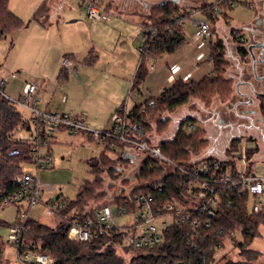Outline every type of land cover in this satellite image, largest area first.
Wrapping results in <instances>:
<instances>
[{
	"label": "trees",
	"instance_id": "16d2710c",
	"mask_svg": "<svg viewBox=\"0 0 264 264\" xmlns=\"http://www.w3.org/2000/svg\"><path fill=\"white\" fill-rule=\"evenodd\" d=\"M44 0L33 13L32 20L41 23L47 16V4ZM101 1V0H100ZM194 3L205 0H190ZM234 0H219L220 14L223 20L228 19L227 10H231ZM108 7L105 9L107 10ZM190 8H179L173 3L153 6L148 12V21L143 26L155 29L153 40L146 43L140 53V62L132 82V91L144 82L147 75V63L164 56H171L184 45V23L192 15ZM214 7H206L203 12L210 21L216 20ZM218 19V18H217ZM24 24L9 10V0H0V40L22 29ZM237 33L232 31V33ZM235 36V35H233ZM210 59L213 62L211 73L194 79H177L166 87L158 97L151 98L128 111L127 117L132 123L139 124L146 137L154 138V133L163 134L169 128V119L165 117L189 103L191 98L210 103L215 97L226 100L231 96L230 83L224 79L226 62L223 57L221 42H209ZM68 59V57H64ZM93 62V59L87 61ZM62 80L67 78L66 71L60 72ZM120 111V110H119ZM117 111V112H119ZM199 121L188 117L178 123L174 136L158 143L162 156L186 166L190 159L203 160L209 165L217 162V175L230 173L233 178L239 177L235 172V160L238 155L240 141L230 142L225 156L204 158L208 145L206 133L197 126ZM194 125L189 129L188 125ZM22 126L20 116L0 97V193L13 190V179L23 173V166L31 165L30 147L12 140L13 130ZM104 151L90 159L87 165L94 179L85 181L73 200H63L65 209L59 215V223L49 227L36 219H28L25 224L26 234L23 241L31 250H37L53 259V264H252L257 252L248 249L258 237L259 227H264V208L258 212L248 209L250 195L247 191L238 193L228 187L219 186L220 202L214 215L197 212L187 199L190 180L178 172H166L165 167L148 157L135 160L125 158L123 146L116 141H102ZM51 145L46 148L45 158H50ZM112 152L115 157L107 155ZM256 149H246V158L250 159ZM139 164L135 169L133 180L126 179V172L131 171L134 162ZM246 172L244 176H251ZM107 179V181H105ZM132 185L126 191L125 186L116 189V183ZM144 196L152 200L154 210L176 200L188 207L191 219L174 223L163 231V240L151 250H135L128 263L116 254L115 246L122 245V236L108 231L103 237L88 242H74L67 238L70 225L74 221L94 219V214L101 208L114 206L118 212L126 214L136 211V200ZM256 198V196H252ZM0 224H2L0 222ZM11 227V226H10ZM238 235V237H237ZM226 244H233L242 261L234 262L225 256L219 260L216 254ZM4 243L0 238V259L4 253ZM1 264V261H0Z\"/></svg>",
	"mask_w": 264,
	"mask_h": 264
},
{
	"label": "rangeland",
	"instance_id": "374dc122",
	"mask_svg": "<svg viewBox=\"0 0 264 264\" xmlns=\"http://www.w3.org/2000/svg\"><path fill=\"white\" fill-rule=\"evenodd\" d=\"M42 1L43 0H9V10L21 19L29 21L34 13V8H36L35 6H37L36 4H38L39 7ZM84 1L88 0H66V4L64 2L66 9H60V12L58 13L60 18L58 25L54 26V24H52L51 26L53 31H58V34L56 35H59L63 40L66 33L71 31L78 32L88 36L95 42L100 40L103 43L101 45V48H104L103 52L107 51L109 55L112 54L114 56H119V59H124L122 57L130 58L132 56L131 53L133 52V47L125 42H122V44L118 43L119 35L116 29L109 32L101 31L105 25L109 26L110 22L112 23L114 21L122 20V15L115 10H112L108 11V22L103 23L101 21H93L88 18L86 9L82 7ZM129 1L130 0H117L116 3L125 7ZM155 1L156 0H143L141 1V4L145 2L150 6V4H154ZM168 1L169 3H171V1H177L176 5L180 9L190 8L199 11L194 14L193 19L208 22L211 31V38L203 41L194 40V30L191 24L192 21L188 20L184 23V45L173 55H166L161 59V62L158 61V63L162 64L163 68L167 63L170 64V61L172 60H175L174 62H177L182 66L181 72L175 76V79L183 76L185 73L191 74L194 79L203 78L211 73L213 62L210 59V49L208 47L209 42H221L225 52L232 56L233 35L236 36L238 33H241V30L245 29L246 25L252 23L255 16L256 0H234L232 9L225 12L228 17L227 21L220 17V14H222L224 10L219 6H214L216 10L215 16L218 18L214 21H210L206 15L202 13L206 6L216 5L217 0H205L202 3H194L190 0ZM107 2L108 0H103L104 4ZM59 8H62V5ZM144 13L147 14V12ZM27 16H30V18L28 19ZM142 20V23H146L148 18ZM33 25L34 24H32L31 27H34ZM138 26L136 27L139 30L140 36L134 41V44H136V47L134 48L137 58H139L140 49L143 48L146 41L144 37V28ZM88 28H90V31ZM232 31H236L237 33H232ZM13 37L14 36H8L7 38L0 40V82L3 80L6 82V89H4L6 96L17 98L21 94L22 88L25 85V83L21 82L20 78L25 76L24 72L27 70H32V72L35 70L37 71V65L41 62V59L39 58L36 60L32 48ZM11 42H13V45ZM52 55H55L54 52ZM63 59L64 57H62L61 54L59 55L58 60L53 61L51 65H49V59L46 61V65L43 68L48 74L54 75L52 79L49 80V83L46 82L42 88L39 85L42 81L39 83L26 81V84H35V87L42 89L43 92H40L37 88L38 90L34 97L36 98L39 94L43 101H47V103L49 102L50 111L59 114L65 113L70 117H77L82 114L85 117L88 116L87 118L89 119L95 118L96 120L94 119L92 121L94 124L90 123V121L85 124H88L89 126H87L96 132L103 131L109 123L107 120L108 117L106 118L98 107L89 111H86L85 109H87L86 105H89L90 102L101 98V95H98L99 91L94 93L93 88L97 87L101 92L104 86V80L96 82L94 87L91 86L88 90L85 87L86 85H82L81 80L75 75V73H73L71 80L69 81L68 76L65 80L58 78V72L59 70H62L61 63ZM155 63L156 61H150L147 63V75L140 86L141 90L144 93H147V95H144L142 100L149 96H156L160 92L157 91V81L150 78L152 66H155ZM109 64H111V66L114 65V63ZM52 65L53 70H55L54 73L52 71ZM67 69L68 71H71L70 68ZM162 74L166 73L163 72ZM164 86H169V84H165ZM63 99H66V102H62ZM45 105L37 103L40 110H44L43 108H45ZM222 108L223 104L216 97L210 103L204 102L199 98H191L187 105L176 110L174 113L165 116L170 121L169 128L163 134L154 133L155 142L172 138L176 132L178 123L188 117H193L199 121L197 126L202 127L206 133L208 145L204 151L206 155L204 158L216 156L221 159L222 157H226L225 152L226 149L230 147V141L223 136L226 129L221 127L222 124H218L219 119L226 120L225 117H222ZM18 113L28 121L29 115L25 111L18 110ZM22 134H25V132ZM262 139L263 138L258 140V153L252 154L250 159L246 158V149L249 147L242 142L238 151L240 157L234 162L235 172L239 175L242 176L246 172H252L257 178L263 179V192L256 198L250 196L248 201L249 210H251L253 205H257L259 209L264 208V158H261V155L264 156V140ZM49 141L52 144L49 158L50 162L45 165V168H36L34 165H25L23 166V172L30 174L33 177H36L37 175L39 185L53 186L54 190L51 193L43 192V203H46L49 200H55L56 197H58L59 201L73 200L83 182L94 179L93 175L90 173L87 162L104 151L105 143L92 139L86 134L75 135L67 132L54 134ZM45 154L46 148L41 147L39 149V155L45 156ZM107 155L112 158L115 157V154L112 152H107ZM134 163L131 171L126 172V179L131 181L133 180V175L139 161L136 160ZM105 181H107V179H105ZM120 182L121 181L115 184L116 189H119L121 185H123ZM132 185L134 184L132 183ZM132 185L128 188H126L127 185L125 186V184L123 186H125L126 191H129ZM21 205L23 210L27 212L28 219H36L44 225L52 228L59 223V218L45 211L43 204L37 205L34 209H27L25 203H22ZM133 215L134 214H121L114 206H111V225L122 228L132 222ZM16 217L17 205L11 204L0 209V222L2 223L0 224V238L5 245L4 253L0 259L1 264L16 263V250L7 242L9 227L15 223ZM163 220L164 219H158L154 221L153 224L157 227H161V222ZM258 233V237H256L251 246L248 247V249L257 252L256 259L252 264H264V227L260 226ZM116 254L119 257H122L126 263L135 256V253L126 252L123 249H116ZM224 256L234 262L242 261V258L238 256V252L233 244H226L225 248L216 254L215 259L219 260Z\"/></svg>",
	"mask_w": 264,
	"mask_h": 264
},
{
	"label": "built area",
	"instance_id": "2783aa9c",
	"mask_svg": "<svg viewBox=\"0 0 264 264\" xmlns=\"http://www.w3.org/2000/svg\"><path fill=\"white\" fill-rule=\"evenodd\" d=\"M218 5L219 0H217L216 5L211 6ZM82 7L86 9L88 18L93 21L108 22L109 13L102 6L100 0L84 1ZM215 11L213 12L214 15ZM197 12L199 11L193 9L190 18L194 30L193 38L203 41L211 38L210 24L203 20L193 19ZM143 28L146 44L153 40L155 29L150 26H143ZM142 52L143 48L140 49V53ZM61 66L62 69H65V67L70 68L71 65L68 59L64 58ZM5 86L6 82L1 81L0 97L16 111L22 123V126L13 130L11 138L17 143L30 147L31 165L36 168H45V165L50 162L49 159L45 158L46 156L39 155V149L51 145L49 139L54 134L65 131L75 135L86 134L99 142H119L123 146V153L129 154L132 160L148 157L165 167L166 172H178L185 176L190 180L187 190L189 207H193L197 212L207 213L208 216L214 215L221 200L219 186L228 187L238 193L247 191L256 197L263 192V179L257 178L255 175H240L237 178H233L230 173L225 174V176L217 175L215 172L218 168L217 162L209 165L203 160L192 158L185 167L171 162L162 156L158 146L159 142H155L154 138L144 136L141 126L130 122L127 117L128 112L125 110L113 114L107 128L101 132H96L90 129L82 118L40 110L34 104L36 87L33 84H25L17 98L6 96L4 93ZM18 110H23L29 115L28 121L18 113ZM188 128L193 129L194 125L189 124ZM23 132L25 134H22ZM13 184L11 192L0 193V209L11 204L17 205V217L15 223L9 227L7 241L16 250L15 264H53L52 258L37 250H31L23 241L24 234L27 232L25 224L28 217L21 204L25 203L27 209H34L37 205L43 204L45 211L56 217H59L65 209V204L63 201H59L58 197L46 203L42 202L43 192L51 193L54 188L52 185H39L37 175L33 177L23 172L13 179ZM136 203V211L132 213L134 217L130 224L122 228L112 226L111 206L103 207L94 214V219L72 222L68 230V240L84 243L103 237L108 231H112L114 235L122 236V245L115 246L116 249L151 250L162 242L163 231L168 226L189 220L192 216L188 207L181 205L176 200L157 210L151 207L152 200L150 198L140 196ZM252 210L258 212L260 209L257 205H253ZM119 213L127 215L125 210H121ZM158 219H164L161 222V227L153 224Z\"/></svg>",
	"mask_w": 264,
	"mask_h": 264
},
{
	"label": "crops",
	"instance_id": "0c3cea01",
	"mask_svg": "<svg viewBox=\"0 0 264 264\" xmlns=\"http://www.w3.org/2000/svg\"><path fill=\"white\" fill-rule=\"evenodd\" d=\"M116 1L117 0H108V2L104 4L103 0H101L102 6L105 8L108 7L107 11L115 10L117 13L122 15V20L114 21L112 23L110 22V25H105V27H103L101 31L109 32L116 29L119 35L118 43L122 44V42H125L133 47V52L131 53L132 56L130 58L122 57L124 59H119V56H114L112 54L109 55L107 51L103 52L104 48H101V45L103 43L100 40H98V42H95L88 36H85L84 34L78 32L76 33L74 31H71L66 33L63 37V40L59 35H56L58 34V31H53L51 26L52 24H54V26L58 25L60 20L58 13L60 12V9H66V6H64V2L66 4V0H49L47 4V16L41 23L33 21L32 17L30 18V16H27L28 19L30 18V20L26 21L25 19H21L20 17L14 15L10 11L24 24V27L22 29L14 32L10 36H14V39L17 38L26 45H29L34 52L35 59H41V64L39 63L37 65V71L35 70L36 72H32V70L30 71L27 69V71L25 70V76L23 78H20L21 82L26 84V81H31L32 83H39L42 81L41 83H39L42 88L46 82L49 83V80L52 79L54 75L48 74L47 71L43 68L46 65V61L49 59V65H51L53 61L58 60L59 55L62 54V57L67 56L68 61L71 65V71H68L67 68L62 69L61 71L59 70L58 77L60 72L66 71L69 81L71 80V76L73 75V73H75V75L81 80L82 85H86L85 87L88 90L89 88H91V86L94 87V84L96 82L104 80V86L101 92L97 87L93 88L94 93H97V91H99L98 95H101V98L90 102L89 105H86L87 109L85 110L89 111L93 110L95 107H98V109L102 111V114L106 118L108 117L107 120L109 121L111 116L119 110H125L126 112H128L134 107L141 105L145 101L151 98L158 97L160 93L166 87H168H165V84H169L170 86L177 79H194L191 74L188 73H185L183 74V76L175 79V76L181 72L182 66L179 63L174 62L175 60H172L170 61V64L167 63L163 68L162 64L158 63V61L161 62V58L159 60H156V65L152 66V73L150 74V78L157 81V91H160L159 94H157L156 96H149L142 100V97H144V95H147V93H144L140 87L138 88V91H132V82L134 80L135 73L140 62V56L139 58H137L134 48L136 47L134 41L137 40L138 36H140L139 30L136 26L139 25L140 27H143L142 19L147 18L149 9L153 6H157L158 1L160 0H156L154 4H150V6H148V4H146L145 2L141 4V1L143 0H130L125 7L118 5ZM36 5L37 6H35L36 8H34V12L38 9V4ZM61 5L62 8H59ZM142 9L145 11H143ZM144 12H147V14H145ZM32 24H34V27H31ZM88 29L90 31V28ZM11 43L13 45V42ZM53 52L55 54L54 56L52 55ZM90 59H93V62L88 63L87 61ZM109 63H114V65L111 66V64ZM52 71L53 73L55 71L53 70V65ZM163 72H165L166 74H162ZM198 79L199 78H195L194 80ZM37 88L38 87H36V92L38 89L40 92H43L41 88ZM4 89H6V86ZM62 102H66V99H63ZM37 103H41L42 105L46 104L45 108H43V111H50V103H47V101H43L39 94L36 96V98L34 97V104L36 106ZM62 114L67 115L65 113ZM77 117L82 118L85 123L88 121H90V123H93L92 121L95 119H89L87 118L88 116L85 117L82 114L78 115ZM107 126L105 128H107ZM64 132L65 131H59L56 134ZM204 157H206V155H204ZM261 158L263 159L264 156L261 155Z\"/></svg>",
	"mask_w": 264,
	"mask_h": 264
},
{
	"label": "flooded vegetation",
	"instance_id": "af4514ba",
	"mask_svg": "<svg viewBox=\"0 0 264 264\" xmlns=\"http://www.w3.org/2000/svg\"><path fill=\"white\" fill-rule=\"evenodd\" d=\"M254 13L252 23L234 36L232 56L223 49L224 79L232 93L226 100L218 98L226 118L218 124L226 129L225 139L244 142L257 154L258 140H264V0H256Z\"/></svg>",
	"mask_w": 264,
	"mask_h": 264
},
{
	"label": "water",
	"instance_id": "95a60500",
	"mask_svg": "<svg viewBox=\"0 0 264 264\" xmlns=\"http://www.w3.org/2000/svg\"><path fill=\"white\" fill-rule=\"evenodd\" d=\"M167 3H169V1L161 0V1H158L157 6H163V5L167 4ZM171 3L176 5L177 1H171ZM125 158L131 159V156L126 154Z\"/></svg>",
	"mask_w": 264,
	"mask_h": 264
}]
</instances>
